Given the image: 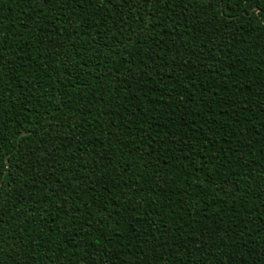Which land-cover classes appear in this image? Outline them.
Wrapping results in <instances>:
<instances>
[{
  "label": "trees",
  "instance_id": "16d2710c",
  "mask_svg": "<svg viewBox=\"0 0 264 264\" xmlns=\"http://www.w3.org/2000/svg\"><path fill=\"white\" fill-rule=\"evenodd\" d=\"M0 264H264V0H0Z\"/></svg>",
  "mask_w": 264,
  "mask_h": 264
}]
</instances>
